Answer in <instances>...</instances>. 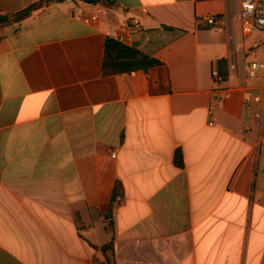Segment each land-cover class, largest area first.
Segmentation results:
<instances>
[{
    "label": "crops",
    "instance_id": "1",
    "mask_svg": "<svg viewBox=\"0 0 264 264\" xmlns=\"http://www.w3.org/2000/svg\"><path fill=\"white\" fill-rule=\"evenodd\" d=\"M238 13L64 0L0 26V264H107V242L108 264H264V78L245 74L264 33ZM131 19L125 45L158 64L104 76Z\"/></svg>",
    "mask_w": 264,
    "mask_h": 264
},
{
    "label": "trees",
    "instance_id": "2",
    "mask_svg": "<svg viewBox=\"0 0 264 264\" xmlns=\"http://www.w3.org/2000/svg\"><path fill=\"white\" fill-rule=\"evenodd\" d=\"M64 0H38L21 9L13 10L7 13L0 14V26H7L18 23L22 19L29 16L33 11L47 5L50 2H61ZM84 2L92 5L99 3H107L110 0H83ZM158 64V61L152 59L137 49L126 46L111 38H106L104 42L103 57L101 62V71L104 76L130 73L138 70L146 71L149 67ZM177 164L181 165V159L176 158ZM116 190L112 195L111 200L114 202L116 199ZM93 248H98L104 255L105 261L108 264V252L112 249L111 242H107L100 247L90 244Z\"/></svg>",
    "mask_w": 264,
    "mask_h": 264
},
{
    "label": "built area",
    "instance_id": "3",
    "mask_svg": "<svg viewBox=\"0 0 264 264\" xmlns=\"http://www.w3.org/2000/svg\"><path fill=\"white\" fill-rule=\"evenodd\" d=\"M142 13L145 10H141ZM91 19H95L92 15ZM238 20L240 22L242 31L247 34L253 29H258L264 33V0H239V13ZM204 22L208 26H215L217 23L213 17H207ZM138 25L137 19H131L118 30L106 32L107 38H111L125 45L127 38L125 32L131 31L134 27ZM124 30V31H123ZM250 52L247 53L249 55ZM245 74L248 79H254L258 75L264 78V62L252 61L247 63L245 68ZM212 77L214 82H218L220 78L215 72H212ZM243 100L245 103H258L261 101L259 96L251 97L249 93H243ZM257 116V115H256ZM114 157V155H111Z\"/></svg>",
    "mask_w": 264,
    "mask_h": 264
},
{
    "label": "rangeland",
    "instance_id": "4",
    "mask_svg": "<svg viewBox=\"0 0 264 264\" xmlns=\"http://www.w3.org/2000/svg\"><path fill=\"white\" fill-rule=\"evenodd\" d=\"M257 39V38H256ZM255 39V40H256ZM237 40L241 41L242 40V36H241V31L239 30V37H237V39L234 40V42H236ZM235 45V44H234ZM236 46V45H235Z\"/></svg>",
    "mask_w": 264,
    "mask_h": 264
}]
</instances>
